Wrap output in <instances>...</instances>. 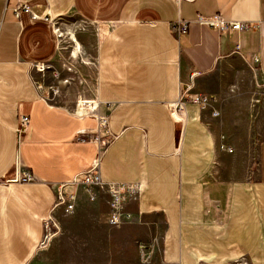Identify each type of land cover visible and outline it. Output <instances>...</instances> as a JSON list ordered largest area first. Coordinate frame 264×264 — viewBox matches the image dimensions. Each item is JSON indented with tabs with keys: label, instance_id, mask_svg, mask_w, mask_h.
<instances>
[{
	"label": "crops",
	"instance_id": "0c3cea01",
	"mask_svg": "<svg viewBox=\"0 0 264 264\" xmlns=\"http://www.w3.org/2000/svg\"><path fill=\"white\" fill-rule=\"evenodd\" d=\"M21 4L30 13L17 17ZM71 15L101 32L93 102L108 110L99 137L109 144L100 177L139 185L128 209L164 237L161 263L264 264V88L252 82L254 59L264 74V0H0V264H68L77 244L81 253L106 243L105 199L79 194L60 236L38 251L56 185L96 154L95 119L52 105L34 82V69L57 54L49 20ZM197 15L254 27L220 37L189 24L175 33ZM186 87L215 103L188 104L181 124L166 105ZM19 115L29 118L20 142ZM17 162L34 181L2 184Z\"/></svg>",
	"mask_w": 264,
	"mask_h": 264
},
{
	"label": "rangeland",
	"instance_id": "374dc122",
	"mask_svg": "<svg viewBox=\"0 0 264 264\" xmlns=\"http://www.w3.org/2000/svg\"><path fill=\"white\" fill-rule=\"evenodd\" d=\"M50 20L49 25L51 31H53L54 33L53 35L57 42L56 45L58 49L56 57L51 63L41 64L45 69L42 73L34 69V72H37L38 76L41 77V80H34L38 91L49 103L66 108L77 117L94 118V116L96 115H99L100 117H106V113L108 112V110L103 107H99L98 102H93L96 88L97 48L101 36L99 28L96 25L82 22L75 15L62 18L59 21L55 22H51ZM252 79L253 84H255L257 88H260L261 76L257 72L253 75L252 72ZM187 88H189L191 93H194L192 92L191 87H186V89ZM84 102L93 103L94 105L97 104V110L93 112V110L95 109L93 107V110H84L87 112L92 111V113L81 114L84 111H80V108H78L77 114L76 105ZM94 119L98 124V120L96 118ZM174 119L177 122L181 123L180 120L176 118ZM107 128L102 130L97 126L95 135L93 137H89V141H92L96 147V154L89 168L97 159L101 151L103 150L102 152H104V148H106L109 144V140H105L107 136L105 138H96L98 135H100V131H106V133H108ZM95 139H98V141H96ZM14 167V165L11 167L10 172L14 170ZM88 169H86L85 171H87ZM103 182L109 183L108 181ZM111 183L124 185L137 184L120 182ZM55 191V203L48 215H46V217L44 218V221L48 217L51 218L52 229L50 231V234L52 235L53 233V235L46 248L40 249V245L42 244L45 235L43 221V237L42 242L38 247L39 252L45 251L51 245L54 239L60 236L62 231L60 217L72 216L76 208L77 196L79 194H85L91 202H96L100 196L105 199L106 211L103 215V221L106 226V243L102 242L100 244H97L92 242L91 244H85L83 245V250L81 251V253L79 251L80 246L79 244H77L75 250L69 254L68 264H80V261L81 264H162L160 260V244L164 237L157 235V230L156 233H153V230L149 231L146 228V220L143 221L141 219H134L133 214L128 209L130 203H136L139 194L137 195L136 200L127 201L124 205L126 210L124 212H128L132 215L131 220L122 223L120 226H112L108 223V219L112 214L108 202L110 198H108L101 190H94V192L96 193L94 195L95 198L92 200L90 198V195L85 191L84 187L66 185L63 193L64 199L67 200L66 205L59 204L58 200L60 199V195L58 190L55 189ZM70 203H73V210L69 213H66V210L69 207ZM79 224L80 226H84L82 220L79 221ZM86 230L87 229H85V231ZM82 239L85 241L87 240L86 237L82 238L81 236L80 241ZM89 247L90 250H87ZM93 248H95V250ZM72 254L73 258L71 259L70 256ZM80 254L82 255L81 260L79 257ZM240 261L248 264L246 261ZM240 261L236 264H240Z\"/></svg>",
	"mask_w": 264,
	"mask_h": 264
},
{
	"label": "built area",
	"instance_id": "2783aa9c",
	"mask_svg": "<svg viewBox=\"0 0 264 264\" xmlns=\"http://www.w3.org/2000/svg\"><path fill=\"white\" fill-rule=\"evenodd\" d=\"M20 11L25 13H30V6L27 4H21L19 5L18 9L16 10L15 15L18 17ZM51 21V20H50ZM189 24H196L202 27H207L216 33L220 35V37L224 36H230L233 33H240L242 31L249 30L254 27L252 23L248 22H240V21H231L224 19L220 15H213V16H202L197 15L195 18L187 21L177 22L173 29L177 35H183L187 32V27ZM240 50V43L236 42L234 45L233 53H238ZM254 69H253V75L254 73H259L258 70V59H254ZM36 71L42 73L45 69L42 65L35 68ZM261 80H260V86L264 87V74L261 73ZM215 103L214 97L207 96V95H200V94H194L191 93L189 88L184 89L182 92H180L179 98L174 103H168L166 105V108L170 113L173 115L174 118L181 121V123H184L186 118V106L188 104L196 105L200 110H206L211 107ZM218 112L213 110L212 116L218 117ZM98 120V128L99 129H106L107 128V119L106 117H100L99 115L94 116ZM29 125V118L26 115H20L18 119V124L16 127V137L18 142L21 141L23 138L27 127ZM99 135L96 137L98 138ZM108 137V136H107ZM105 138L108 139V138ZM98 141V139H95ZM84 139H82V142ZM103 151V150H102ZM99 154L97 159L94 161L92 166L85 172H82L78 175H76L72 180L66 182V183H59L56 185L55 188L58 190L60 199L59 204L66 205V201L64 199L63 193L65 190L66 185H73V186H82L84 187L85 191L90 195V198L93 200L95 198L94 190H101L108 198H110L109 207L112 212L111 216L108 219V223L112 226H120L122 223L128 222L131 220V214L128 212H124L125 210V203L127 201H134L136 200L137 195L139 194V185L137 184H118V183H106L103 182L100 177L99 172V166H100V155H102V152ZM230 152V151H229ZM14 170L7 175H5L1 181L4 185H12V184H25L30 183L34 181L33 175H31L28 172H23L21 170V163L17 162L14 165ZM93 190V191H92ZM92 193V194H91ZM124 207V208H123ZM73 210V203L69 204V207L67 208V212ZM51 218H46L44 221V239L42 244L40 245V249L46 248V246L49 244L52 235L50 234L51 231ZM240 264H246L245 262L240 261Z\"/></svg>",
	"mask_w": 264,
	"mask_h": 264
},
{
	"label": "bare ground",
	"instance_id": "6f19581e",
	"mask_svg": "<svg viewBox=\"0 0 264 264\" xmlns=\"http://www.w3.org/2000/svg\"><path fill=\"white\" fill-rule=\"evenodd\" d=\"M97 105V104H96ZM96 105H94L93 103H86V102H84V103H79L78 105H76V110L78 109V108H80V111H84V110H93L94 108V110H93V112L95 111V110H97V108H98V106H96ZM94 107V108H93ZM89 113H92V111L91 112H87V111H84L83 113H81V114H89Z\"/></svg>",
	"mask_w": 264,
	"mask_h": 264
}]
</instances>
